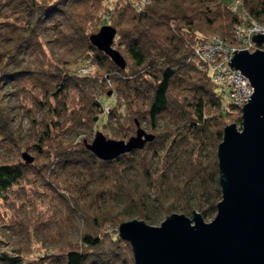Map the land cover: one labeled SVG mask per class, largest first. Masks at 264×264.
Segmentation results:
<instances>
[{
    "label": "trees",
    "instance_id": "trees-1",
    "mask_svg": "<svg viewBox=\"0 0 264 264\" xmlns=\"http://www.w3.org/2000/svg\"><path fill=\"white\" fill-rule=\"evenodd\" d=\"M242 15L264 25V0H0V200L22 205L33 190L63 219L31 254L40 227L11 217L4 225L21 235L0 247V264H134L122 220L214 215L216 148L240 106L224 100L196 47L231 43ZM103 24L124 67L88 38ZM19 106L32 141L19 140ZM137 124L153 134L140 148L102 159L85 147L95 128L125 139Z\"/></svg>",
    "mask_w": 264,
    "mask_h": 264
},
{
    "label": "water",
    "instance_id": "water-1",
    "mask_svg": "<svg viewBox=\"0 0 264 264\" xmlns=\"http://www.w3.org/2000/svg\"><path fill=\"white\" fill-rule=\"evenodd\" d=\"M115 28L103 24L89 34L90 42L120 67L125 60L112 45ZM252 51L233 50L231 68L240 70L253 91L240 106V122L224 125L216 156L220 198L210 220L199 211L191 216L171 212L158 224L129 218L117 234L130 243L134 264H264V34H251ZM153 134L137 124L127 139L95 131L85 143L95 156L107 159L140 148ZM25 162L32 157L20 152Z\"/></svg>",
    "mask_w": 264,
    "mask_h": 264
},
{
    "label": "rangeland",
    "instance_id": "rangeland-1",
    "mask_svg": "<svg viewBox=\"0 0 264 264\" xmlns=\"http://www.w3.org/2000/svg\"><path fill=\"white\" fill-rule=\"evenodd\" d=\"M257 47H260V45L257 46V44L255 43V46L251 47L249 50L252 51L253 49ZM81 71H84V70H81ZM109 93L110 91L107 92V94ZM15 99L16 98H13L12 100H15ZM110 100L111 99H109V101L106 100L107 102L103 106L105 109H108ZM15 102L16 103L19 102V99L15 100ZM16 109L19 115L16 118V122L18 123V127H19V140L21 142L32 141L33 140L32 132H31L32 130L30 127H28V118H29L30 112L22 109L21 106L17 107ZM140 126L144 128L143 125H140ZM98 130L101 131L102 133L107 131L105 128L104 129L95 128L92 130V135L95 131H98ZM22 151H25L27 154L31 155L32 157L31 161L33 160V153L30 150L26 149L24 146H20L19 149L17 150V154L20 155V152ZM10 155H13V153H11ZM71 179L72 181L75 182L76 187L81 190L82 188L80 187L79 180L74 176H72ZM33 188H36L37 190L41 191V188H38L35 186ZM28 194L30 195V198H31L30 201L25 200V202L22 203V205L19 202V200L21 201V199H14V201L13 200H9V201L0 200V247H3L4 242L6 240H10L9 238H12L14 240L18 236L21 235V232L17 230V228H14L12 230L11 227L8 228L4 224L9 222L11 217H15L17 214L18 216L20 215L22 218L27 215L33 222H36V224L40 227V229H38L35 232L37 234V237H36L37 241H33L35 239L34 237H32L31 239L32 241H30V250H31L30 253L35 254L37 251H41L42 248L40 244L48 245L53 242L51 232H53L52 230H55L57 228L58 224L63 219L61 217L62 212L52 207L51 200L41 199L40 195L37 192L35 193V191L33 192V190H29ZM188 216H191V215H188ZM163 217L164 216H162L160 220ZM211 217L212 216L208 218H204V220H210ZM160 220L153 224H158Z\"/></svg>",
    "mask_w": 264,
    "mask_h": 264
},
{
    "label": "built area",
    "instance_id": "built-area-1",
    "mask_svg": "<svg viewBox=\"0 0 264 264\" xmlns=\"http://www.w3.org/2000/svg\"><path fill=\"white\" fill-rule=\"evenodd\" d=\"M236 4L237 1L233 3V9L236 8ZM242 16L247 20L235 23L234 39L231 43L218 36H212L211 39L200 43L196 47V52L202 62L200 66L207 68L210 71L211 79L220 84L224 100L230 99L239 106L247 101L253 88L247 77L240 70L231 68L227 61L230 60L234 49L245 48L249 50L255 46L251 34H264V25L244 15ZM80 70H83V68Z\"/></svg>",
    "mask_w": 264,
    "mask_h": 264
}]
</instances>
